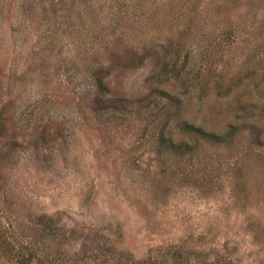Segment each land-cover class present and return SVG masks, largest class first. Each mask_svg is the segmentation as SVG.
Returning a JSON list of instances; mask_svg holds the SVG:
<instances>
[{
	"label": "rangeland",
	"instance_id": "obj_1",
	"mask_svg": "<svg viewBox=\"0 0 264 264\" xmlns=\"http://www.w3.org/2000/svg\"><path fill=\"white\" fill-rule=\"evenodd\" d=\"M0 217L56 264H264V0H0Z\"/></svg>",
	"mask_w": 264,
	"mask_h": 264
},
{
	"label": "trees",
	"instance_id": "obj_2",
	"mask_svg": "<svg viewBox=\"0 0 264 264\" xmlns=\"http://www.w3.org/2000/svg\"><path fill=\"white\" fill-rule=\"evenodd\" d=\"M141 58L142 57L138 56L132 57L130 59L119 60L117 64L111 63L105 69H103L101 74L102 76L100 75V77H97L99 96H104L107 93V86L103 82L104 76H108L110 71L115 68L132 67L136 64V62L141 61ZM187 127L192 130L191 135L208 138L217 137L216 132L206 130L202 126L190 123L187 125ZM191 142L192 141L190 140L184 141V144L189 145ZM3 223H5V228L3 229L0 226V264H56V262L51 259L46 252H44L43 254L40 253V247L35 235L34 237L28 235H21L17 237L15 236V229L12 228L13 226L7 223V221ZM39 229L40 226H37V228H33V230L38 231Z\"/></svg>",
	"mask_w": 264,
	"mask_h": 264
}]
</instances>
